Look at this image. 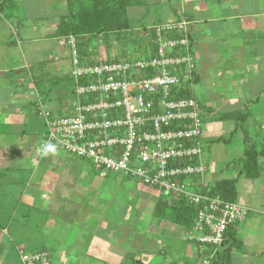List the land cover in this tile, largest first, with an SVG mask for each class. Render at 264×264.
Returning <instances> with one entry per match:
<instances>
[{"label": "crops", "instance_id": "0c3cea01", "mask_svg": "<svg viewBox=\"0 0 264 264\" xmlns=\"http://www.w3.org/2000/svg\"><path fill=\"white\" fill-rule=\"evenodd\" d=\"M141 1L129 9L130 14H149L150 9L160 7L169 16L164 23L181 16L190 22L197 63L192 93L195 97L197 88L202 98L195 97L203 106L202 141L214 143L230 137L223 142L230 145L239 137L240 147H245L244 131L234 120H221V116L248 113L247 134L264 146V0ZM66 2L0 0V224L6 226L0 237V264H10L15 250H45L52 264H136L138 260L143 264H203L206 251L188 237L185 241L180 225L171 229L158 219L163 222V234L158 231V245L165 240L162 246L147 240L137 244L130 240L125 225L119 228L117 215L108 209L126 197L130 187L124 185V177L104 176L90 162L61 152L58 146L55 155L42 158L38 154L37 148L47 139L45 123L35 108V91L46 100L54 118L71 111L74 96L70 48L67 39L56 36L61 19L68 14L63 10ZM154 26H147L145 32ZM134 31L141 34L142 29L134 27ZM146 38L141 57L149 53ZM93 46L95 61L128 58L124 52L108 54L105 47ZM211 135L215 137L208 141ZM207 149L205 179L213 186L208 179L210 167L216 161L219 164L226 149L215 145ZM244 151L230 163L221 159L226 166L221 176L230 169H235L233 178L239 175ZM83 163L91 166L92 173L78 169ZM260 165L261 175L255 180L264 178V157ZM76 178L81 184L89 178L90 185L82 186ZM107 178L113 184L104 185ZM249 183L243 184L248 191L252 189ZM82 189L88 191L86 197ZM142 194L150 196V192ZM246 207L251 210L249 216L234 227L242 247L232 250L229 264H264V232L256 229L262 223L259 215L264 206ZM130 245L139 249L143 259L129 255Z\"/></svg>", "mask_w": 264, "mask_h": 264}, {"label": "built area", "instance_id": "2783aa9c", "mask_svg": "<svg viewBox=\"0 0 264 264\" xmlns=\"http://www.w3.org/2000/svg\"><path fill=\"white\" fill-rule=\"evenodd\" d=\"M189 26L184 16L160 24L152 30L155 49L148 55L111 62L82 59L71 36V111L54 118L38 91L34 101L47 142L90 162L104 176L136 180L194 207L187 237L206 251L203 264H210L229 229L251 210L211 194L203 162V106L195 97L177 98L195 85ZM20 254L23 264H52L44 250Z\"/></svg>", "mask_w": 264, "mask_h": 264}, {"label": "trees", "instance_id": "16d2710c", "mask_svg": "<svg viewBox=\"0 0 264 264\" xmlns=\"http://www.w3.org/2000/svg\"><path fill=\"white\" fill-rule=\"evenodd\" d=\"M70 1L69 12L65 15L58 26L56 36L69 39L74 36L78 41L79 54L82 59L92 58L95 54L90 51L95 40H101L106 44V52L109 54L112 49L109 42L111 36L120 37L122 35L131 36L132 28L129 21V9L141 5V0H76ZM88 2V3H87ZM85 5L84 7H82ZM149 41V49L154 48L153 33L149 28L147 30ZM191 48L193 52V44L190 33ZM139 42V41H138ZM194 53V52H193ZM96 55V54H95ZM109 59V58H108ZM196 59V58H195ZM94 61V60H93ZM110 61V59L108 60ZM72 79V78H71ZM197 80V74L195 83ZM72 82L75 84L74 79ZM75 86V85H74ZM194 97L190 90L182 91L177 98ZM248 113H232L224 114L221 120H234L240 129L245 133V151L244 155L239 159L241 170L235 178H223L211 187V194L220 196L224 200L237 202L238 184L241 178L248 180L258 179L261 175L260 160L264 157V146L258 144L257 141L250 138L245 129ZM230 137L219 138L214 143H223L229 141ZM155 215L160 218L168 219L174 224L182 226L187 232L193 227L196 216V209L189 206L185 201L173 199L172 201H162L156 208ZM6 226L0 224V237ZM229 237V240H228ZM223 247L225 249L221 253H216L211 259L210 264H229L231 260V252L234 248H241L242 243L239 240L236 230L231 227L226 235ZM42 251V250H38ZM45 251V250H44ZM36 252V251H34ZM207 255V254H206ZM202 255V257H207ZM136 264H143L135 262Z\"/></svg>", "mask_w": 264, "mask_h": 264}, {"label": "rangeland", "instance_id": "374dc122", "mask_svg": "<svg viewBox=\"0 0 264 264\" xmlns=\"http://www.w3.org/2000/svg\"><path fill=\"white\" fill-rule=\"evenodd\" d=\"M75 1L76 0H71V2H75ZM69 4H70V1L67 0V2H66L67 6H65V9H63V10H65V12H67V11L69 12V9H68ZM60 6L61 5H59L58 7H60ZM84 6L85 5H83L82 7H84ZM66 9H67V11H66ZM130 12H129V21H130L131 28H133L132 35L131 36L130 35L129 36L122 35L120 37H115L113 35L110 37L109 40H107V41L104 40V41L109 42V44L112 48L110 50V53H111V51L113 52V51L117 50V55L124 52L125 55L128 56V58H126V59H135V58L137 59V58H141V56L144 54V46H143L142 41L148 35V33L145 32L146 31L145 29L148 28L147 26L155 25L154 27H156L160 24H164V22H166V20L169 19V16L166 15L163 8H160V7L154 8L153 11L150 9L149 14L148 13H145V14L144 13H138L135 16H133V13L130 14ZM49 15H52V14L49 13ZM134 27H140L142 29L141 34H140V32L136 33L134 31ZM154 27H152L151 30H153ZM93 45L95 46V48L105 47V51H106V44L102 41L95 40ZM95 53H97V52H95ZM67 85H69V87H70V84H67ZM71 89L72 88L69 89V93H70ZM194 92H195V97H197V99L198 98L200 99L201 96L197 92V88H195ZM73 100H74V96L72 98V101ZM205 128H207V127H205ZM211 137H215V136L211 135L210 138L207 140L209 141V140L214 139ZM239 140H240L239 137L234 138L233 141H231L232 144L229 143L230 145H226L224 143H220V145H219V144L213 143V142L212 143L203 142V144H204V147L206 148V151L208 150L207 149L208 146L211 147L214 145H215V148H217L218 150L221 148H225L226 154H224L223 156L220 155V157L222 159V162H224V163L229 162L230 163V162H232L233 159L242 155L243 154V148L245 149V147H242V146L240 147V144H239L240 141ZM239 147H240V150H239ZM61 152H65V151H61ZM66 154H68V153H66ZM221 159L219 160V164L216 165V163H217V161H216L213 164L215 167H212V165H211L210 170H209V174H211V177H210V175H208V179H210L212 181V183H215V184L219 180H221V178H233L234 177L233 172H235L234 171L235 169L225 170L224 174H222V176H221L220 171H221L222 167H226L225 165L221 164ZM91 166H92V164H91ZM91 166L86 164V163H83L82 165H80V167H78V169L86 171L87 175H89V173H92ZM232 167H234V166H232ZM113 177L117 178L118 175H115ZM88 179H87V182L85 184L84 183L81 184V182H80L81 180H79V178H76V181L78 182V184H80L82 186H89L90 183H88ZM125 179L126 180H124V185L130 187L129 191L127 192V194L124 193L126 195V197H123L122 200L118 201V203H114L112 205V208L108 209V213L117 215L118 220H119V223H118L119 228H121L123 225H125L129 229V235L131 237L130 238L131 241L135 239L137 244H139V241L143 242V240H147L149 242H151V241L154 242L157 246H162L165 243V240H162L161 245H158L159 244L158 238L160 239L159 235L163 234V231L160 229V223L163 224V222L158 221V219H161L164 222H167L171 229L174 228L176 224L171 222L169 220V218L168 219H164V218H160V217L157 218V216L155 217L154 215H155L157 206L159 204H161L162 201H169L170 202L173 200V198L170 195H167L166 193H162V192H158L156 190L150 189L149 187L141 184L140 182H138L136 180L129 179V178H125ZM105 180H106V182L104 183V185H106V184L110 185L111 183L113 184V182H114L110 178H107ZM249 181H250L249 184L252 187V189L250 191H248L247 188L244 189V187H243V184L244 185L248 184V179L247 180L245 178L240 179V183L238 185L239 194H238L237 202L241 205L251 206V207L252 206H259V205L264 206V178H261L260 180H249ZM77 182H75V184H74L75 186L78 185ZM81 192L86 197V194L88 193V191L87 190L85 191L82 189ZM149 192H150V196L142 194V193L146 194ZM123 199H125V200L123 201ZM262 213H263V215H261V214L259 215L262 223H261V225H258L256 227V229L260 230L261 233L264 232V209L262 210ZM180 228L182 229V234H184L183 235L184 240L186 241L187 234L185 233V230L182 226H180ZM158 231H159V235H158ZM124 243H125L124 245L128 246L127 242H124ZM130 247L131 248H129V253H130L129 255L131 257H135L136 259H143L142 254L139 252L138 248L134 249L133 246H131V245H130ZM19 253H20V250H19ZM19 253H16V250H15L14 255L12 257V260L9 261V259H8V262H10V264H23L21 254H19ZM137 262H139V260Z\"/></svg>", "mask_w": 264, "mask_h": 264}, {"label": "clouds", "instance_id": "9594fccd", "mask_svg": "<svg viewBox=\"0 0 264 264\" xmlns=\"http://www.w3.org/2000/svg\"><path fill=\"white\" fill-rule=\"evenodd\" d=\"M37 152L42 158L55 155L57 152V145L52 142L42 143L37 148Z\"/></svg>", "mask_w": 264, "mask_h": 264}]
</instances>
